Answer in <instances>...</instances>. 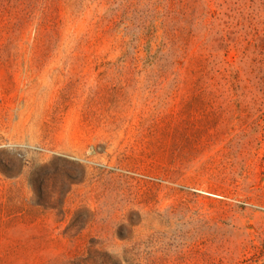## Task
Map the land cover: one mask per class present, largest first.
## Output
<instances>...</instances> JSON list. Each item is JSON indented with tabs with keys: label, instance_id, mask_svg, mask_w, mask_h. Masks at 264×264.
I'll use <instances>...</instances> for the list:
<instances>
[{
	"label": "rangeland",
	"instance_id": "rangeland-1",
	"mask_svg": "<svg viewBox=\"0 0 264 264\" xmlns=\"http://www.w3.org/2000/svg\"><path fill=\"white\" fill-rule=\"evenodd\" d=\"M0 264H264V0H0Z\"/></svg>",
	"mask_w": 264,
	"mask_h": 264
}]
</instances>
